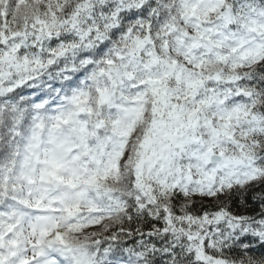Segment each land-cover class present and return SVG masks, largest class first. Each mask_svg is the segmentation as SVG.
<instances>
[{
	"label": "snow or ice",
	"instance_id": "1",
	"mask_svg": "<svg viewBox=\"0 0 264 264\" xmlns=\"http://www.w3.org/2000/svg\"><path fill=\"white\" fill-rule=\"evenodd\" d=\"M0 264H264V0H0Z\"/></svg>",
	"mask_w": 264,
	"mask_h": 264
}]
</instances>
